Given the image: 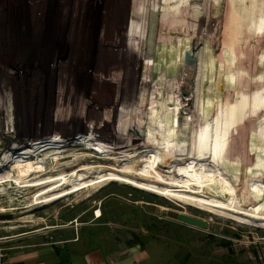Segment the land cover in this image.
I'll list each match as a JSON object with an SVG mask.
<instances>
[{
	"label": "rangeland",
	"instance_id": "obj_1",
	"mask_svg": "<svg viewBox=\"0 0 264 264\" xmlns=\"http://www.w3.org/2000/svg\"><path fill=\"white\" fill-rule=\"evenodd\" d=\"M263 74L264 0H0V159L9 148L60 136L67 143L60 162L83 152L86 158L76 166L102 164L99 154L73 142L88 134L119 156L141 141L116 138L115 130L158 117L167 133L153 144L155 161L163 153L170 159L180 154L195 160V146L190 144L184 153L170 140L171 132L183 139L196 129L202 132L207 120L254 95L264 83ZM263 137V113L246 117L227 132L214 168L239 193L247 190L246 170L262 171L264 183ZM44 159L46 167L33 165L28 178L76 168L63 171L60 166L49 172L53 162ZM160 170L157 166L151 173L159 177ZM9 171L0 174L4 251L22 238L43 236L47 228L72 220H95L80 230V238L103 228L109 231L103 233L130 241L135 236L144 244L196 238L262 242L264 237L256 222L241 225L115 181L97 182L41 204L36 191L22 190L21 182L10 178L15 172ZM175 212L207 226L187 227L174 219ZM221 247L227 254L228 245ZM234 248L240 255L249 248L258 264H264V244L237 243ZM185 250L190 253L167 262L201 264L196 251ZM207 259L214 263V258Z\"/></svg>",
	"mask_w": 264,
	"mask_h": 264
},
{
	"label": "bare ground",
	"instance_id": "obj_2",
	"mask_svg": "<svg viewBox=\"0 0 264 264\" xmlns=\"http://www.w3.org/2000/svg\"><path fill=\"white\" fill-rule=\"evenodd\" d=\"M253 94L248 98L243 97L234 102L220 117L206 119L207 122L203 125L202 132L196 129V131L191 132L192 137L188 139H183L178 132L176 136L171 132L170 140L180 149L184 148V153L187 146L190 147V144L195 146L198 154V158L195 160L192 158L186 159L180 154H177V156L171 155L172 158L170 159L166 153H163L155 161L152 149L155 146L153 144L158 145L159 141L165 140V133L167 132L165 127L161 126L163 125L161 119L149 117L150 119H145V122L139 119L136 126L125 125L123 129L115 130L114 135L116 138L122 140L129 137L141 141L131 150L123 152L119 156L115 155L116 153H113L106 143H101V139L91 138L88 134L79 135L80 140H75L73 143L83 146L85 151L87 149L99 154L102 164L87 162L85 165L76 166L86 158V154H82L83 152L81 154H71V159L60 162L59 160L64 158L60 154L64 152L63 148L66 147V141L62 140L60 136H45L25 148L7 149L0 159V174H4L8 169L14 171L16 175L10 177L13 182L18 184L21 182L19 187H22V190L33 188L31 190L36 191L40 199L37 202L41 204L91 184L94 185L97 182L115 181L155 193L167 199H173L183 205H192L199 210L232 220L241 225L256 222L254 225L257 224L264 228L262 171L256 172V168L246 170L245 174L249 177L246 180L247 190L239 193L236 189L233 190L232 186L218 175L214 168L220 159L229 129L235 123L242 122L246 117L254 115L260 117L261 113L264 114V83ZM149 121L154 122V124L157 122V125L153 123L152 125ZM143 138L145 139L144 142ZM94 140L97 142H94ZM104 140L106 141V137H104ZM188 140L191 142H187ZM259 148L262 153V144L259 145ZM255 149L256 147L252 148L251 154ZM43 156L53 162L49 172L60 166L63 171L74 166L76 168L69 173H49L53 175L28 178L34 170L33 165H36L35 169L46 167L45 157L41 158ZM256 160L258 161V159ZM157 166L161 169L159 177H156L155 172L151 173L152 169ZM255 166L258 167L256 162ZM237 168L234 169L233 174L236 182L240 174L237 173ZM96 214L98 216L99 210H96Z\"/></svg>",
	"mask_w": 264,
	"mask_h": 264
},
{
	"label": "crops",
	"instance_id": "obj_3",
	"mask_svg": "<svg viewBox=\"0 0 264 264\" xmlns=\"http://www.w3.org/2000/svg\"><path fill=\"white\" fill-rule=\"evenodd\" d=\"M67 222L47 228L43 236L25 237L8 246L5 250L7 264H166L164 262L176 261L175 255L189 252L185 249L196 251L200 257L196 261H200L201 264H258L254 253H249V248H246L244 254L240 255L234 247L237 243L264 244V241L257 242L258 240L253 238L244 242L232 239V242L227 243L225 241L215 242L214 239L196 238L185 240L183 243L173 241V244H163L158 240H151L144 244L138 240L133 244L132 240H126V237L119 234L114 236L103 233L102 231L109 232L103 228L93 234V237L87 231L83 238H80L78 236L80 230L89 227L95 220L80 223L73 220ZM186 245L188 248L185 247ZM221 245H228L227 254L222 252ZM187 257L184 258L187 259ZM208 257L214 258V263L207 259ZM258 259L260 260L259 257ZM180 262L185 264V261L181 259Z\"/></svg>",
	"mask_w": 264,
	"mask_h": 264
},
{
	"label": "water",
	"instance_id": "obj_4",
	"mask_svg": "<svg viewBox=\"0 0 264 264\" xmlns=\"http://www.w3.org/2000/svg\"><path fill=\"white\" fill-rule=\"evenodd\" d=\"M174 219L178 222L184 223L192 227L205 228L207 226V223L205 221L181 212H175Z\"/></svg>",
	"mask_w": 264,
	"mask_h": 264
},
{
	"label": "built area",
	"instance_id": "obj_5",
	"mask_svg": "<svg viewBox=\"0 0 264 264\" xmlns=\"http://www.w3.org/2000/svg\"><path fill=\"white\" fill-rule=\"evenodd\" d=\"M94 217H97L96 212H94ZM262 241H264V237H262ZM0 264H7L6 254H5V251L2 249H0ZM134 264H137V263H134Z\"/></svg>",
	"mask_w": 264,
	"mask_h": 264
},
{
	"label": "trees",
	"instance_id": "obj_6",
	"mask_svg": "<svg viewBox=\"0 0 264 264\" xmlns=\"http://www.w3.org/2000/svg\"><path fill=\"white\" fill-rule=\"evenodd\" d=\"M135 241H137V238L135 236H132V243H134ZM227 243V242H225Z\"/></svg>",
	"mask_w": 264,
	"mask_h": 264
}]
</instances>
